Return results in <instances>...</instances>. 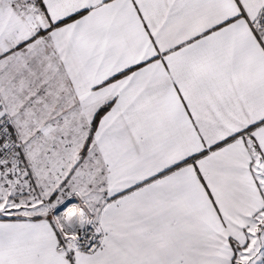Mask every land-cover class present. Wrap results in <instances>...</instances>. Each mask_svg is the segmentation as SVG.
Masks as SVG:
<instances>
[{
    "label": "snow or ice",
    "instance_id": "obj_1",
    "mask_svg": "<svg viewBox=\"0 0 264 264\" xmlns=\"http://www.w3.org/2000/svg\"><path fill=\"white\" fill-rule=\"evenodd\" d=\"M0 264H264V0H0Z\"/></svg>",
    "mask_w": 264,
    "mask_h": 264
}]
</instances>
